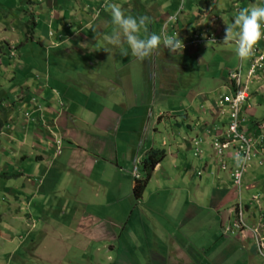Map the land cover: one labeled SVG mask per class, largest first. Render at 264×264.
Here are the masks:
<instances>
[{
	"label": "rangeland",
	"instance_id": "obj_1",
	"mask_svg": "<svg viewBox=\"0 0 264 264\" xmlns=\"http://www.w3.org/2000/svg\"><path fill=\"white\" fill-rule=\"evenodd\" d=\"M198 1L111 4L119 5L125 16L151 18L148 31L141 29V38L151 33L174 35L169 30L180 33L190 18L189 32L201 34L208 28L218 34L239 9L253 4L210 0L212 11L201 13ZM97 2L89 3L95 9ZM3 3L0 0L3 55L8 57L9 44L12 60L23 55L39 61L9 72L8 63H0V72L4 69L0 118L11 127L0 132V174L16 171L14 176H0V187L7 183L29 191L23 189L17 197L10 193L5 199L0 192V230L7 236L0 238V264H114L118 259L120 264H264V165L258 167L256 158L251 159L238 187L228 170H220L210 159L215 123L226 121L228 114L227 107L219 104L222 96L231 95L224 79L235 70L245 77L250 58L239 68L234 49L222 45L217 35L216 43L209 45L186 43L181 54L171 53L161 43L141 63L130 49L124 56L119 47L102 44L103 36L88 39L86 30L71 28L51 50L44 46L45 52L37 45V32L33 40H24V26L36 12L24 6L28 0H19L14 8ZM101 22L90 26L87 35H96ZM104 23L110 35L112 20ZM165 55L174 58L169 65ZM162 65L168 68L167 75ZM12 76L8 83L5 79ZM255 81L252 89L258 86ZM23 90L39 111L25 114L26 108H17L24 96L13 108L1 106L2 99L9 97L6 94L14 93L18 99ZM256 96L246 101V111L262 119L264 94H258L260 100ZM192 136L199 143L186 151L188 164L181 159L183 168L189 166L183 180L175 169L181 161L174 155L177 147L181 150V137L191 140ZM9 137L12 149L21 151L12 158L7 157L12 151L3 148ZM173 142L178 143L173 146ZM194 147L201 151L197 156ZM46 150L53 156L45 157ZM162 152L167 154L148 180L143 198H136L132 184L135 174L145 176L144 154L158 157ZM82 155L88 157L89 170L83 161L76 169L58 160ZM2 160L10 165L5 170ZM205 161L212 166L204 171ZM214 188L223 193L211 195ZM236 208L241 212L237 214Z\"/></svg>",
	"mask_w": 264,
	"mask_h": 264
},
{
	"label": "crops",
	"instance_id": "obj_2",
	"mask_svg": "<svg viewBox=\"0 0 264 264\" xmlns=\"http://www.w3.org/2000/svg\"><path fill=\"white\" fill-rule=\"evenodd\" d=\"M3 1H4L3 4H5V5H7L8 7H11V8H14L15 6H19V0L17 2H16V0H3ZM47 1H49L48 4L46 3ZM90 1L91 0H76V1L75 0H28V2H29L28 4L27 3H24V6L25 7L30 8L29 11L36 10V12L33 14L34 22H36V23H33L32 29H33V32L34 33L37 32V34H38L37 37L40 40L38 41V44L37 45L40 46V47H42L41 48L42 51H45L44 49H46V48H44V46H47V48L49 50H51L52 49L51 46H54L56 44L58 45L60 42H62V40L65 38V33H66V31L69 28H71V29H77V30H86L85 37L88 38V39H91V37L92 38L97 37L99 35L100 36H103L105 38L107 35H109V33L107 32V29H105V27H102V26L105 25V23H104L105 21H109V20H112V19H111L110 12L108 10L104 9V7H105L106 3L111 4V3H113L116 0H92V1H98L97 2V5H96V8L99 7V6H101V9H100L99 13L98 14H95V15L98 16L96 20H93V18L91 17V13H93L91 11V9H94V8L90 6V3H89ZM250 1H252L251 3L256 4L258 6H264V0H250ZM213 3L214 2H211L209 0L208 5L206 4L203 7L204 9L202 11L200 10V8L198 9L199 12L202 13L203 11L205 12V10H206V13H207L209 10L212 11V8L213 7H211L212 6L211 4H213ZM232 4L234 6L238 5L237 0H232ZM96 8H95V12H96ZM228 8H229V6H228ZM54 10H58L59 13H56V11H54ZM101 11H103V14H101ZM100 15H102V16L100 17ZM99 21L100 22L102 21V22H101V25H98V31H97L96 35H92V36H89V34L87 35V33L90 32V30L88 28L90 26H93L94 23H99ZM90 23H92V24H90ZM190 25H191V18H190V23L187 25V27L186 28L185 27H182V29H180V33L175 32L174 30H169L168 31V34H170V33H172V34H174V33L175 34H177V33L180 34L181 37L183 38L184 46H185L186 43H187L186 46H188L189 44L190 45L191 44H196L195 42H191L190 40H189V42H187V37H189V39H190V37H192V35H193V33H191V31L189 32L188 26L190 27ZM172 29H173V27H172ZM99 32H102V33L100 34ZM104 38L101 39L100 41L102 42V44L106 45L107 44V41ZM42 41H45V45H43ZM0 52H4V51L3 50H0ZM50 54H49V56H50ZM39 55H41V54H39ZM51 57L56 58V59H59V55L52 54ZM32 58L37 59V57H32ZM3 59H5V61H3ZM3 59L0 60V63L1 64H3V63L7 64L8 63V72L12 68L24 69L27 66V64L37 63L39 61V60H29L28 59V56L24 57L23 55L17 57V60L18 61H14V60H12V59H10L8 57L6 58L5 56H3ZM164 59H166L168 65H169L170 61L173 62V59L174 58H171L170 56L165 55ZM20 61H22L23 63L20 62ZM141 63H143V62L141 61ZM140 67L142 68V65ZM162 67H163V70H164L165 68H164L163 65H162ZM168 72H169L168 71V68H166L163 71V73L165 75H167ZM3 73H4V69L2 70V72H0V86H3V83H2L3 82V76H2ZM50 75L51 74H49V76ZM13 78L14 77L12 76L8 80L7 79H5V80L8 83H10L13 80ZM261 79L262 80H260V81H264V78H261ZM260 81H258V82L255 81L256 83H258V86H257L256 89H252L250 87L252 89L250 91L252 93V95L255 94V96H256V94L258 93L261 96V94H264V84H261ZM22 92H24L22 94V96H24L25 98L23 99V101L20 103V105L17 108L24 107L26 109H29L32 113H36L37 111H39V109L34 111V108L37 105L35 103H31L30 100L28 99V97H27L28 96V91H24L23 90ZM11 94H14V93H11L10 92V93L6 94V96L9 95V97L8 98L6 97L7 98L6 100L5 99H2V102H1V105L2 106H5V105L6 106H9L11 100H13V96H11ZM258 94H257V96L255 98H257L258 100H260V96H258ZM252 95H249L248 99L250 97H252ZM246 101L241 106V119L242 118L244 119V123H243L244 128L245 129L246 128L248 129V128H250L252 126V121L253 120H259L260 118H252L251 117V114L252 113H249V114L247 113L246 110H247L248 104H247ZM13 104L14 103H12V105H11L12 108H13ZM262 121H264V120H262ZM222 123H223V121L216 122L215 123V132H214V135L217 134V133H220L221 129H223ZM13 125H11V126L13 127ZM10 128H11L10 126H7V127L4 126L3 128H1L2 129V133H3V131H5V129H10ZM189 130H190V132L192 130V127L190 125H189ZM249 131H251V128L249 129ZM172 134H173V132H172ZM187 136H189V134L186 135V137ZM0 139H2V138L0 137ZM177 143L178 142H173L172 145L173 146H176ZM198 143H199V141L196 140V139L187 140V139H184V138L181 137V141L179 142L181 150H179L178 147H177L176 154H178V155L175 156L173 154L174 157H177L178 156V158L181 161V166L179 164V166L175 167V169L178 170V174H180L179 177L182 178L183 180H184V175H185V172L187 170V167H189V166L187 165L186 167L183 168L182 167V162L183 161L181 159H183V160L185 159V162H186V159H187V157H185L186 151L190 150L192 148V145L193 144H194V146H196ZM10 144H11L10 143V137L9 138H6V141H3V148L6 150L5 152H9L10 153V151H12L13 152L12 154L17 153V151H15V150L12 149V147H11ZM210 149H211V152H213V157H212V153L210 152L211 157H212V158L210 157V159H211L212 162H215L214 159H215V156L216 155H215L214 148L212 147V144H210ZM200 152L201 151H200V149L198 147H194V153L193 154L195 156H197ZM12 154L11 153L10 154H7V157L8 158H12V157H10V156H12ZM166 154L167 153L163 152V154L159 157V161L158 162L156 161L157 163L155 164V166L153 167V169L148 172V169H146V166L144 164V160L146 158H148L149 155H147V153H145L144 156H143L142 162H141L142 163V166L144 167V172H145L144 174H145V176L142 177V176L139 175V178L138 179H142L143 180L147 176V172H148V180H149L150 177H151V175H152V173H153V171L156 169V167L161 162V160L165 157ZM170 154H172V153H170ZM49 156H53V155L47 153V150H46L45 151V157H49ZM38 158L39 159H43V156H39ZM71 158H73L74 160H71V159L68 158L65 161H63L61 159H58V157H57V159L59 161L64 162V164H66V165L67 164H70L71 166H74L76 169L78 168L79 162L83 161V163L86 166V170H89L88 169V157L86 155H82L81 157H75V158L74 157H71ZM150 158L152 159V158H156V157H150ZM209 162L210 161H205L203 163V169H204V171L207 170V169H209L208 166H212V162H210V163ZM1 163H2V167L4 168V170H5L6 167H9L10 166L9 163L4 162L3 160L1 161ZM186 163L188 164V162H186ZM11 172H15V171H5V175L10 174ZM18 172L20 174H22V170H18ZM197 172H198L199 177H200L201 176V172L200 171H197ZM228 173L230 175V171H228ZM169 177L170 178H173L174 177V173L171 170H169ZM148 180H147V182H148ZM147 182H146V184H147ZM134 183H135V178H134V181H133V184H132V192H133ZM146 184H145V186H146ZM11 186L15 187L17 185H9L7 183H4L0 187V190L1 191L5 187V193L2 192L3 195H4V199L7 198L8 197V194H10V193H16V194H14V196L17 197L18 193L19 194L21 193V190H23V189L27 190L24 186H22V187H18L17 186V189H15V188H13ZM145 186H144V188H145ZM34 190H35V192L38 190L37 189V186L34 187ZM144 190L145 189H143V191H142V193L140 195H136L135 192H134V196L136 198H140V199L143 198L142 196L144 195ZM220 192H222V191L216 190L215 188L213 190L211 189V195L213 193H215V195H216V193L218 194ZM28 193H29V191H28ZM239 196H240V191H239ZM35 197H36V195L33 196V199H36ZM27 199L28 200H31L28 197H27ZM30 203L31 202L28 201V204H30ZM241 203L242 202L238 203L237 205H239ZM239 212H241V211H239ZM242 232H243V230L237 232V238L238 239L242 235ZM6 234H8V233L6 232ZM0 238H2V239L3 238H7V236L1 230H0ZM122 252H123V249L121 248V246H119L118 249H117V257H119ZM114 264H120L119 259Z\"/></svg>",
	"mask_w": 264,
	"mask_h": 264
},
{
	"label": "clouds",
	"instance_id": "obj_3",
	"mask_svg": "<svg viewBox=\"0 0 264 264\" xmlns=\"http://www.w3.org/2000/svg\"><path fill=\"white\" fill-rule=\"evenodd\" d=\"M198 3H199V1H198ZM208 3H209V1L206 4L208 5ZM205 5H204V3H203V6L200 5L201 11L204 9L203 7ZM99 7L101 8V6H99ZM99 7H97V8H99ZM105 7H106V10H108L111 14L112 24L114 26L111 34L107 35L105 37V40L107 41V43H109L115 47H119L121 49L122 55L127 56L128 55V49H130L131 54L134 57H136L140 61H143L146 58L151 57L154 53H156V51L160 47L161 43H163L164 47L169 49L171 51V53H180L181 54L183 52L184 43L181 39H179L178 34L174 33V35H171V36L170 35H163V37H161L160 35H157L155 33H151V34L145 36L144 38L140 37L139 34L141 32V29H143L144 32L148 31L147 25L151 23L150 17L140 16L137 18V17H132V16H125L121 7L119 5H116V4L106 3ZM97 8H96V12H95V9H91V11L93 12V13H91V17L93 18V20H96L98 17L97 15H95V14H98L100 11ZM28 9L30 10V8H28ZM205 12H206V10H205ZM29 15H31V14L29 13ZM28 23L30 25L25 24V26H24V40H29V39L33 40L34 32L32 29V25H33V23H36V22H34L33 16L30 17V20L28 21ZM225 25H226L225 30L222 31V28H220V32L221 31L222 32L218 33V34L212 33L208 28H206L205 30H202L204 39H202V33L198 34L197 31H191V33H193V35H192V37H190V41L195 42L196 44H200L202 42L207 41L208 45H209L210 43H216L215 40H217V35H218L219 41L223 40L222 45H227V46H230L234 49L236 55L240 59L239 68H241V62L243 60H247L248 58H250V66H251L252 58L264 50V6H258L256 4H252L250 7L241 8L238 10L236 15L231 20V22L228 24H225ZM24 42H26V41H24ZM19 44H20V42L18 44L15 43L14 46L18 47ZM23 44H21V45H23ZM125 44H127L128 48L123 47ZM8 47L10 48V51L8 53V58L11 59V57H13L14 54H12L11 45L8 44ZM2 48H3V46H2ZM2 48H0V50H3ZM104 50L106 52H108L107 48ZM3 54H4L3 52H0V55L2 56V58H3V56H5ZM250 66H249V68H250ZM235 71L240 72V70H235ZM235 71H231L230 73L235 72ZM230 73L228 76V80L224 79V81H228V82H223L224 83L223 85L225 86L227 84L230 87L231 94H232L236 85L234 84V81H232L230 79ZM240 75H241V72H240ZM254 75L257 76L259 79L264 77V61L262 64V68H260V71L259 70L256 71V73ZM250 78H252V77H247V74L245 77H241L242 83H246L248 86V97H249V94L251 93L250 92L251 91L250 85L252 84L253 81H255L253 78L250 80ZM22 93H24V92H22ZM11 96H13V100H11V102L9 104L10 107H11L12 103H14L17 100H20L22 97V95H20L19 98L17 99L16 94H11ZM248 97L243 101L242 104H244V102L248 99ZM242 104H241V106H242ZM38 109H39V106H36L34 108V111L38 110ZM26 110L28 112H25V114L31 113V111L29 109H26ZM240 118H241V107H240ZM227 119H226V121H223V124H222L223 128L227 122ZM241 120H242V126L241 127H243V129H245L243 126L244 119L242 118ZM253 121H252V126L250 127L251 132H253V131L256 132V130H254L255 127L264 126V121H260L258 123H254ZM0 123H1L0 132L2 133L1 128H3L5 126V123L1 118H0ZM250 128H248V129L246 128L245 130L247 132H250L249 131ZM222 131H223V129H221V132ZM217 134H220V133H217ZM217 134H215V135H217ZM215 135H213V139H214ZM190 139H195V137H192ZM213 139H212V141H213ZM10 142H11V140H10ZM211 144H212V142H211ZM13 150L17 151L18 154L21 152L19 149H13ZM12 153L13 152H11V154ZM162 154H163V152H162ZM214 160H215V163H217V165L219 166L220 170L230 171V176L232 177V180H233L232 173L235 169L238 168V162L235 161V159L233 157H231V151L230 150L228 151V154L226 155V157L223 160H220V158H218L217 156H215ZM233 162H236L237 165L234 166ZM256 163H258L257 164L258 166L264 165V163L259 164L258 158H256ZM155 164H154V166H155ZM221 164H224V168H221ZM153 167H152V169H153ZM246 167H245V169H246ZM146 169H147V167H146ZM245 169H244V172H245ZM11 171H15V170H11ZM244 172L242 173V177H243ZM15 173H16V171L11 172L8 175L1 173L0 176L10 177V176H14ZM134 176H135V180H142V179H138L139 178L138 174H135ZM242 177H241V180H242ZM233 183H234V181H233ZM235 185H237V184H235ZM237 186L238 187L241 186V181H240V184ZM11 187H13V186H11ZM13 188H15V187H13ZM0 192L2 193L1 190H0ZM2 197L4 199L3 193H2ZM236 211L238 214L239 209L236 208L235 212Z\"/></svg>",
	"mask_w": 264,
	"mask_h": 264
},
{
	"label": "built area",
	"instance_id": "obj_4",
	"mask_svg": "<svg viewBox=\"0 0 264 264\" xmlns=\"http://www.w3.org/2000/svg\"><path fill=\"white\" fill-rule=\"evenodd\" d=\"M264 61V50L252 58V63L247 71V77H253L256 71H260ZM230 79L236 85L233 94L224 95L220 98L219 104L227 107V122L220 134L215 135L212 141L215 155L223 160L228 151L231 157L238 162V168L232 173L233 181L239 185L248 162L253 158H258L259 164L264 163V126L255 127L256 132H247L243 129L240 118V107L248 97V86L242 83L240 72L230 73ZM263 159V160H260ZM224 168V164H221Z\"/></svg>",
	"mask_w": 264,
	"mask_h": 264
},
{
	"label": "trees",
	"instance_id": "obj_5",
	"mask_svg": "<svg viewBox=\"0 0 264 264\" xmlns=\"http://www.w3.org/2000/svg\"><path fill=\"white\" fill-rule=\"evenodd\" d=\"M207 2H208V0H199V5L203 6V3L205 5ZM200 10H201V8H200ZM262 120H264V118L256 120V121L254 120L253 122L254 123H258V122H260ZM0 125H1V123H0ZM150 157H151V155H149V157L146 158L145 161H144V164L147 167L148 172L152 169V167L154 166L156 161H159V157L160 156H158L156 158H152V159ZM148 172H147V177L145 179H143V180H135L134 189H135V194L136 195H140L142 193V191L144 189V186H145V184H146V182L148 180Z\"/></svg>",
	"mask_w": 264,
	"mask_h": 264
}]
</instances>
